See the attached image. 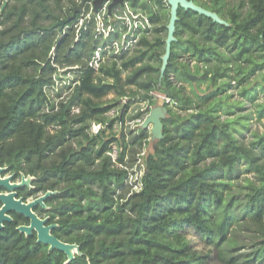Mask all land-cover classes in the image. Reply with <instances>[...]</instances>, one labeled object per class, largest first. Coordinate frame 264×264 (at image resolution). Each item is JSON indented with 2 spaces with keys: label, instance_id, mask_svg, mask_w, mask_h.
<instances>
[{
  "label": "trees",
  "instance_id": "trees-1",
  "mask_svg": "<svg viewBox=\"0 0 264 264\" xmlns=\"http://www.w3.org/2000/svg\"><path fill=\"white\" fill-rule=\"evenodd\" d=\"M80 1L0 0V165L35 177L33 193L55 192L52 233L81 252L66 264H264V0H192L223 24L179 8L163 74L166 0H127L149 27L117 52L105 49L117 32L73 27L91 5L50 29ZM156 93L163 137L134 188L124 158L151 134L124 126ZM137 102L147 110L128 115ZM15 226L0 231V264H64Z\"/></svg>",
  "mask_w": 264,
  "mask_h": 264
},
{
  "label": "water",
  "instance_id": "water-1",
  "mask_svg": "<svg viewBox=\"0 0 264 264\" xmlns=\"http://www.w3.org/2000/svg\"><path fill=\"white\" fill-rule=\"evenodd\" d=\"M107 0H81L78 5L74 6L72 9V14L65 19L57 20L51 27H64L67 23L74 20L76 14H80L83 11V7L85 3L91 4L92 12H96L101 4ZM124 1L126 0H110L108 4V12L110 13L111 8L115 5H124ZM169 6V18L168 23L166 25L167 34L165 38V48L164 53L161 56V66H160V73L163 74L169 56H170V49L171 43L175 41L174 33H175V23L177 22V13L178 9L182 8L184 10H192L200 15L210 18L213 22H217L223 24L224 21L214 12H211L197 4H195L192 0H166ZM190 79L194 80V76H189ZM167 101L162 98H157V104L150 108L149 113L145 116L143 122L140 124L142 129H146L150 127V139L151 140H160L163 137L162 128L164 120L167 116V108L166 104ZM0 168V173H1ZM12 176L8 175L5 177L0 176V186L4 187L8 192L7 193H0V230L3 228V222H10L11 218L7 214L9 212H15L27 218L29 220L28 225H18L15 229L19 232L24 234L25 236L31 235L32 231L35 232L36 235V243H42L48 247V250L56 249L62 252L66 256V260L64 264L72 261L74 256L81 255L79 251L78 245L75 243H67L51 234V229L56 227V224L45 225L46 218L40 219L37 215L32 211V207L36 204H40L43 208H47L43 201L49 197L50 195L54 194V191H46L42 195L38 196L34 200H30L28 202H23L21 198L16 199L15 193L13 189L21 186V185H29L30 180L32 179L31 176H27L24 178L21 176V181L19 183H11Z\"/></svg>",
  "mask_w": 264,
  "mask_h": 264
},
{
  "label": "built area",
  "instance_id": "built-area-1",
  "mask_svg": "<svg viewBox=\"0 0 264 264\" xmlns=\"http://www.w3.org/2000/svg\"><path fill=\"white\" fill-rule=\"evenodd\" d=\"M125 3H127V1H125L124 4ZM107 5V1L103 3L98 11L99 14L96 13L97 15H92V11L86 12L85 15L74 23L73 27L78 29L93 19L95 31L98 34H101L102 38L108 37L109 35L111 36L115 32L119 35L116 36V39L113 40L110 45L107 44L105 46L107 52H109L110 49L117 52L120 48L123 50H129L135 45L140 34L149 27V23L144 16L139 13H133L129 7H126L127 11L124 12L125 6L117 5V7L113 8L109 13ZM99 61L100 49L95 51L89 64L93 67H97ZM97 129L98 128L95 126V132Z\"/></svg>",
  "mask_w": 264,
  "mask_h": 264
},
{
  "label": "rangeland",
  "instance_id": "rangeland-1",
  "mask_svg": "<svg viewBox=\"0 0 264 264\" xmlns=\"http://www.w3.org/2000/svg\"><path fill=\"white\" fill-rule=\"evenodd\" d=\"M124 6H125L124 7V9H125L124 12H125V11H127L126 7H128L127 3H125ZM90 11H92V8L90 9ZM98 11L99 10L96 11L97 14H99ZM77 30H79V28ZM73 75L74 74L72 72H67V73H65L64 77L65 78H72ZM63 84L64 83L62 81L56 80V86H57L58 90L63 88ZM49 92H50L51 95H53L54 98H56L55 95H54V90H50ZM66 92H67V90L63 89L62 95H64ZM233 92L236 95V91L233 90ZM155 95L157 96V98L158 97H163L162 95H160L158 93H156ZM150 108H149L148 111H146L147 110V105L144 102H137V103L133 104L130 107V109H129L128 115H132V114H134V112H136L138 110H141L142 112H145V111L146 112L139 119L138 118L134 119V120L126 119L127 121L125 123L124 130H126V132H128V130H130L132 132H135L137 130V128L140 126V124L143 122L145 116L149 113ZM246 110H242V111H238V112H244V111L246 112ZM249 127L251 128L250 132L252 131V128H258L259 130L262 129V126L257 125V124H252V118L249 120ZM96 128H98V127L96 126ZM144 130L147 131V132H150V127L146 128ZM91 131L95 132V126H92ZM250 132L243 129L242 133L236 132L235 135L239 138V140L244 139V140H246L248 142L250 140V138H251ZM156 141L157 140H151L149 138L148 143L143 145V146H141V148L138 147V146H133L130 149L132 153L131 152H127L126 153V156H125L124 160L126 162V168L129 171V175H128V179H127L128 185L131 184V185L134 186V188L136 187L137 184L135 182H137V178H138L139 174L141 175V171H139L137 166L141 162L142 156H145L148 153H151L153 151V146H154V143ZM118 153H119V149L117 150L116 146L113 145L112 146V151H111V156H112L113 160H115V158L118 156Z\"/></svg>",
  "mask_w": 264,
  "mask_h": 264
},
{
  "label": "flooded vegetation",
  "instance_id": "flooded-vegetation-1",
  "mask_svg": "<svg viewBox=\"0 0 264 264\" xmlns=\"http://www.w3.org/2000/svg\"><path fill=\"white\" fill-rule=\"evenodd\" d=\"M105 2L106 1H104L103 3H105ZM109 2H110V0H107V3L108 4H109ZM102 4H101V6H102ZM87 5H91V4L85 3L84 7H86ZM118 6H121V5H118ZM107 7H108V5H107ZM115 7H117V5L113 6L111 8V10L113 8H115ZM82 13H85L84 9H83ZM0 168L2 170L1 173H0V176L1 177H5V176H8V175H11L12 176V178L10 180L11 183H19L21 181V176H23L24 178H26L27 176H30V175H24L23 173H20L19 176H15L13 173H11L9 171L8 167L5 166V165H0ZM35 181H36V178L35 177H32V179L29 182V185H25L24 184V185H21V186H18L16 188H14L13 189V192L15 193V198L16 199L21 198L23 202H28V201L34 200L38 196L42 195L44 192H36V193H33V189L35 187L34 186V182ZM7 192L8 191L4 187L0 186V193H7ZM47 201H48V197L43 201L44 205L47 208H43L40 204H36L34 207H32V211L37 215L38 218H40V219L46 218L45 225L55 224V223H53V222L50 221V216L48 214L49 213L48 212L49 211V206L46 203ZM0 206H1V203H0ZM7 214L10 216L11 221L10 222H3L2 223L3 224V228L0 231H2L7 224H12L13 222H16L15 228L18 225H28L29 224V220L27 218H25L24 216L20 215V214H17L15 212H9ZM57 227H58V225L56 224V227H54V228L51 229L50 232H51L52 235H54L52 233V230L55 229V228H57ZM29 236L34 237L35 240H36V235H35V232L34 231H32L31 235H29Z\"/></svg>",
  "mask_w": 264,
  "mask_h": 264
}]
</instances>
